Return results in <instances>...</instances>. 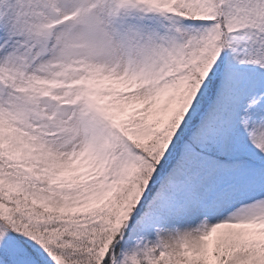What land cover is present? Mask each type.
I'll use <instances>...</instances> for the list:
<instances>
[{
    "label": "snow or ice",
    "instance_id": "1",
    "mask_svg": "<svg viewBox=\"0 0 264 264\" xmlns=\"http://www.w3.org/2000/svg\"><path fill=\"white\" fill-rule=\"evenodd\" d=\"M0 264H264V0H0Z\"/></svg>",
    "mask_w": 264,
    "mask_h": 264
}]
</instances>
